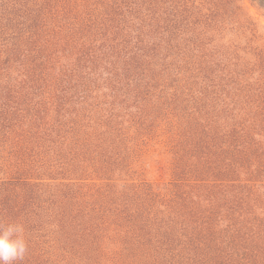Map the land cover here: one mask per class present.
<instances>
[{
	"label": "trees",
	"instance_id": "obj_1",
	"mask_svg": "<svg viewBox=\"0 0 264 264\" xmlns=\"http://www.w3.org/2000/svg\"><path fill=\"white\" fill-rule=\"evenodd\" d=\"M219 17L217 8L206 7L204 0H0V70L10 56L26 55L38 47L47 50L41 52L46 59L59 55L61 42L66 40L86 73L94 71L96 62L103 59L95 75L105 88L114 89V65L106 60L113 67L106 66L105 57L113 56L119 70L130 71L129 63L121 66L122 61L143 57L162 43L182 41L183 55L175 74L188 73L196 80L210 68L203 66L206 55L202 51L210 38L218 35ZM240 53L238 50L235 57L244 54ZM135 67H140L139 63ZM29 87L37 88L34 80ZM38 98L33 93L29 100L36 110ZM18 115L14 117L12 111L3 115L0 103V227L22 224L28 244L24 257L28 259L15 264H77L61 254L69 249L64 238H57L52 249H47L50 231L67 227L73 231L70 252L78 251L80 263L101 264L107 257L109 264H231L235 250L252 240L250 254L240 256L245 264H264V194L260 196L258 189L262 186L250 182L251 178L242 179L238 172L242 165L264 170L263 150L254 152L258 155L253 162L243 161L236 142L216 141L211 130L208 134L201 129L194 139H174L192 144L183 158L175 148L178 144L171 147L169 143L167 151L174 154L176 178L171 186H164L165 191L135 180L123 168L122 174L130 176L123 178L125 198L111 200L109 192L99 187L91 195L71 196L81 207L57 212L29 205L16 185L29 184L23 168L35 166L48 155H61L53 149L61 136L47 125H29L26 115ZM131 130L95 129L102 141L131 142L137 147L136 155L143 158L158 135L151 133L150 142L146 131ZM66 133L74 134L71 130ZM168 133L170 140L171 131ZM120 156L115 164H122ZM181 174L195 176V182L183 183ZM96 192L108 197L110 203L98 204ZM65 197L54 196L61 204ZM58 215L60 220L55 222ZM60 243L67 249L61 251Z\"/></svg>",
	"mask_w": 264,
	"mask_h": 264
},
{
	"label": "rangeland",
	"instance_id": "obj_2",
	"mask_svg": "<svg viewBox=\"0 0 264 264\" xmlns=\"http://www.w3.org/2000/svg\"><path fill=\"white\" fill-rule=\"evenodd\" d=\"M204 3L208 8H217L222 23L218 35L210 38L202 51L206 55L202 58L203 66L210 68L196 80L188 73L175 74L183 55L180 53L182 41L162 43L158 50L143 57L122 61L121 66L123 62L131 66L129 75L126 74L130 71L117 68L113 56L105 57L106 66L114 65L115 80L111 82L114 89L105 88L95 75L103 59L96 62L94 71L86 73L68 49L73 46L66 40L58 49L61 53L48 59L41 53L46 54L47 50L38 47L5 61L0 70L3 115L12 111L18 118V114H24L27 124L47 125L54 129L56 136H61L58 141H62L53 148L61 151V155H48L43 161H36L35 166L23 168L29 184L20 183L16 187L29 205L68 212L81 207L80 202L71 201L73 194L95 193L99 187L109 192L111 200L123 199L126 197L123 178L130 176L162 190L176 178L174 154L167 151L169 143L171 147L178 144L175 148L183 158V152L187 153L192 144L183 145L186 141L174 139H194L201 129L208 134L211 130L216 141L236 142L243 161L253 162L258 155L254 152L264 151V0H204ZM92 44L94 41L85 46ZM238 50L244 53L239 59L235 57ZM106 60H111L113 65ZM136 63L140 67H135ZM33 80L37 86L34 89L29 87ZM33 93L39 96V110L29 101ZM120 128L146 131L148 141L151 133H156L157 142L151 139L150 151L140 158L131 142L102 141L95 131ZM68 130L74 134H67ZM118 154L122 164H115ZM13 159L17 163V156ZM123 168L130 176L122 174ZM238 172L242 179L251 178L250 182L254 180L262 186L258 188L259 195L264 194V170L242 165ZM181 178L183 183L195 182V176L181 174ZM61 195L66 196L63 204L54 198ZM94 197L100 205L111 201L97 192ZM54 220L59 222L60 215ZM59 237L69 246L61 254L77 264H86L76 257L78 251H73L75 255L70 252L73 231L68 227L55 233L50 231L47 249L51 250ZM106 245L113 247L110 243ZM60 247L61 251L64 247L67 249L63 243ZM251 247L252 240L242 242L231 264H245L240 254H250ZM261 250L264 252V243ZM107 259L104 257L101 264H109Z\"/></svg>",
	"mask_w": 264,
	"mask_h": 264
},
{
	"label": "clouds",
	"instance_id": "obj_3",
	"mask_svg": "<svg viewBox=\"0 0 264 264\" xmlns=\"http://www.w3.org/2000/svg\"><path fill=\"white\" fill-rule=\"evenodd\" d=\"M28 250L24 237V227L20 223H10L0 227V264H15L23 260Z\"/></svg>",
	"mask_w": 264,
	"mask_h": 264
}]
</instances>
